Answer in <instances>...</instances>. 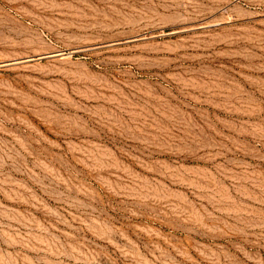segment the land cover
I'll list each match as a JSON object with an SVG mask.
<instances>
[{"label": "rangeland", "instance_id": "1", "mask_svg": "<svg viewBox=\"0 0 264 264\" xmlns=\"http://www.w3.org/2000/svg\"><path fill=\"white\" fill-rule=\"evenodd\" d=\"M0 264H264V0H0Z\"/></svg>", "mask_w": 264, "mask_h": 264}]
</instances>
